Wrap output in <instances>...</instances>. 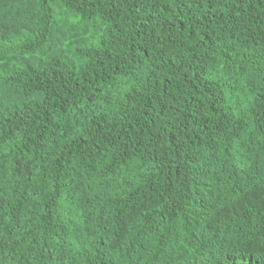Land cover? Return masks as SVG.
I'll return each instance as SVG.
<instances>
[{
  "label": "clouds",
  "instance_id": "clouds-1",
  "mask_svg": "<svg viewBox=\"0 0 264 264\" xmlns=\"http://www.w3.org/2000/svg\"><path fill=\"white\" fill-rule=\"evenodd\" d=\"M0 264H264V0H0Z\"/></svg>",
  "mask_w": 264,
  "mask_h": 264
}]
</instances>
